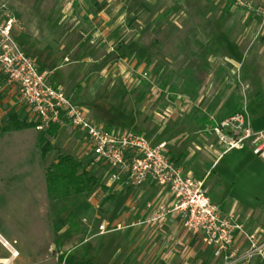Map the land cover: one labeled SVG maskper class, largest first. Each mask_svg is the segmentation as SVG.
<instances>
[{
  "label": "rangeland",
  "instance_id": "1",
  "mask_svg": "<svg viewBox=\"0 0 264 264\" xmlns=\"http://www.w3.org/2000/svg\"><path fill=\"white\" fill-rule=\"evenodd\" d=\"M258 1L263 0H242L241 3L234 0H117L123 3L120 13H124L127 48L133 51L121 61L126 72L116 77L73 76L67 90L73 101L89 109L92 118L99 122L108 119L107 128L120 132L137 133L141 123L146 122L151 136L150 119L157 113L163 118L161 127H165L160 137L169 140L166 143L175 139L172 141L174 147L191 156L188 168L197 165L194 177L202 178L207 173V195L220 208L221 214L227 217L228 209L234 208L242 219L264 207V161L254 155L248 144L243 149L225 152L226 144L203 131L213 126V119L220 121L244 109L249 113L252 130L264 131V108L251 110L254 94L264 91V62L251 70L250 57L237 46L247 26V21L242 22L245 16L249 15L261 32L264 31V6L258 10ZM1 4L14 11L23 29L26 24L49 26L56 41L70 47H75L80 31L85 30L80 29L88 24V15L94 10L92 1L86 2L75 5L74 12L65 17L58 0H0ZM113 20L117 22L118 15ZM58 25L60 30L55 29L56 26L59 29ZM150 32L155 33L158 43V47L152 49L153 57L149 54ZM86 36L87 33L84 45L88 43ZM45 46L52 50L55 42L47 41ZM57 62L43 68L50 73L52 81L63 83L73 66L64 63L59 68ZM145 73L148 76L139 80ZM80 81L86 82L87 87L78 93L76 85ZM11 91V86L1 79L0 205L16 220L11 224L12 232L31 251L44 247L48 239L50 225L40 214L44 205L46 171L60 155L74 153L73 148L82 146L84 140L81 133L65 125L56 139L49 138L53 150L43 156L39 139L45 131L28 129L5 133L3 129L14 114L22 121L31 122L22 104L14 106L11 103ZM173 105L177 117L174 126L164 121L168 114L166 108ZM199 119H206V123L198 124ZM184 134L189 136L181 144L179 136ZM78 160L83 167H105L92 165L91 159L87 164L85 157ZM94 171L103 182L102 172ZM90 198L91 195L86 197ZM81 199L83 197L75 196L58 201L60 211L65 212L61 225L66 224L75 207L80 205L79 210L82 209ZM109 221L111 224L113 219ZM98 224L100 222L96 221V226ZM86 236L82 235L80 242ZM117 237L116 233L97 238L89 247L99 241L112 244ZM66 250H56L41 255L40 261L35 258L33 261L35 264H61L59 257L66 254ZM96 257H93L95 264H102ZM25 258L23 255L14 264H20Z\"/></svg>",
  "mask_w": 264,
  "mask_h": 264
},
{
  "label": "crops",
  "instance_id": "2",
  "mask_svg": "<svg viewBox=\"0 0 264 264\" xmlns=\"http://www.w3.org/2000/svg\"><path fill=\"white\" fill-rule=\"evenodd\" d=\"M91 1L94 10L88 15V24L80 29L85 30L80 31V36H78L79 39L75 47L65 46L62 42L56 41L55 34L49 26L45 27L41 25L35 27L33 24H26L23 29L20 23L13 33L20 48L27 55L37 60L38 67L41 71L48 73L49 82L56 86H62L66 93L69 89L68 81L73 76L78 78L81 76L82 78H95L98 75L116 77V74L120 75L125 73V67L121 64V61H125L126 57L133 52L132 50L129 51L125 41L126 28L123 25L124 13H120L121 9H123L122 2L119 4L117 0H79L72 6L63 3L61 0H58V3L61 13L64 14L65 17H68L74 12L75 5H84L86 2L91 3ZM257 3V9H263L264 0L262 2L258 1ZM117 15L118 21L114 22L113 18ZM245 21H247V26H245L244 31L238 38L237 46L247 52L251 60V70H254V68H257L264 62V31L262 30L261 32L256 21L250 20L249 15L245 16L242 22ZM55 29L60 30V28L57 29V26ZM85 33H87V45H84ZM149 37L151 40V50L149 54L153 57L155 55L152 53V49L157 48L158 43L155 33L150 32ZM47 41H50L51 44L55 42L54 49L49 50L46 48L45 43H47ZM55 61L59 62V66H57L59 68L64 63L73 66L63 83L52 81L50 73L46 68H43ZM84 63H88V65L85 66L83 65ZM225 63L230 64L228 61ZM76 86L78 88V93L82 90V92H84L87 87L86 82L82 83L81 81ZM11 90V103L17 106V104H20L17 88L11 86ZM252 103L253 107L251 110L255 108L263 109L264 91L258 90L252 97ZM174 107L175 105L165 110L168 114L166 115L167 119L164 121H166L167 124L170 123L169 125L173 124L172 126H174L173 122L177 118L175 117ZM87 111L90 120L96 124L107 127V117L103 118L107 119L105 122H99L92 118L89 109H87ZM162 120L163 118L161 119L157 113L153 114V117L150 119L152 129L150 130L151 136L147 132L146 122H142L143 120L138 130L152 138L154 143L167 142L169 140H164L160 137L165 129L164 126L161 127L160 125ZM197 123L204 125L206 119H199ZM65 125L61 126V128ZM78 132L81 133L80 131ZM203 132L204 134L207 133L206 129H204ZM81 135L83 137L82 133ZM184 135L179 136L181 144L185 142L189 136ZM172 141L167 143L168 153L171 158L177 165L184 169L185 173L192 176L195 175L196 173H194L193 170H197V165L193 168H188L191 162V156H189L188 153L178 151V149L174 147ZM73 149L75 151L71 156L78 162H80L78 158H88L87 164H89L91 152L88 150L85 140L82 146L78 145ZM216 154L218 155V153ZM220 157L221 155L218 156L217 160ZM200 162L201 164L204 163L203 161ZM84 170H86L90 176H94L98 180V185L93 192L76 196L83 197V199H81L82 209L79 210L80 205H78L70 214L76 216V222L80 226V231L78 233H73L69 238L64 237V234L69 229L67 219L66 224H60L61 218L65 215V212L60 211L59 200H52L49 198L46 184L44 192L45 197L43 199L44 205L40 210V214L46 222L49 223L50 227L48 230V239L45 243L46 245L41 249H32L30 251L25 248L19 237L12 232L14 228L11 224L16 220L11 216L9 211H5L0 205V235L9 241H17V247L21 245L20 248H17L20 252V256L17 260L23 255L26 258L25 261H22L20 264H35L33 261L34 258L40 261L42 258L41 255L53 253L56 250H60L61 252L66 249L68 250H66L67 252L64 255L70 254L76 258L89 259L92 260L94 264L96 260L93 257L96 255V259L99 257L102 264H221V261L215 257L212 248L204 246L199 238H191L189 234L184 231L180 219L176 215H169L167 218L153 221L155 215L158 213L159 206L164 205L168 207L172 202L170 195L156 184L148 181L142 187L131 188L112 182L107 167L82 166L81 171ZM94 170L102 172L103 182H100ZM206 176L207 173L202 178L193 177L202 180L206 179ZM90 195L92 198L87 200L86 197ZM227 213L228 215H233L238 223L243 224L248 232L256 234L257 244L261 250L264 251V207L247 216L245 219L239 217L235 213L234 208H229ZM109 218L113 219L111 224ZM96 221L100 222L98 226H96ZM103 224L109 225V227L121 225L122 229L101 234L99 228ZM116 233L118 237L112 240L113 242L110 240L112 244L99 241L95 243V245L89 247V244L95 239ZM85 234H87L86 238L80 242L79 238ZM235 238L237 244L240 246V253L244 256L249 250L250 244L243 239L239 232L235 233ZM62 256L63 255L59 257V262ZM8 257L9 253L0 244V260L7 259ZM247 264H264L263 257L258 253H254Z\"/></svg>",
  "mask_w": 264,
  "mask_h": 264
},
{
  "label": "built area",
  "instance_id": "3",
  "mask_svg": "<svg viewBox=\"0 0 264 264\" xmlns=\"http://www.w3.org/2000/svg\"><path fill=\"white\" fill-rule=\"evenodd\" d=\"M74 5L79 0H61ZM241 3L242 0H234ZM20 20L7 5H0V81L4 79L16 87L19 103L22 104L37 131H46L52 125L69 124L80 131L91 152L92 165H104L109 170L110 180L120 185L139 188L148 181L156 184L172 198L168 207L159 206L153 221L176 215L187 234H193L201 243L214 250L221 264H247L254 253L263 257L264 251L257 244L255 233L248 232L236 222L233 215L223 216L220 208L207 195L205 179H195L185 173L168 153L166 142L154 143L146 134L133 131L120 132L94 123L86 108L76 104L62 86L49 82L48 73L41 71L37 60L27 55L17 44L14 30ZM148 75L140 76L143 80ZM207 133L227 145V151L243 149L250 145L254 155L264 161V131L254 132L249 113L244 109L217 121ZM122 229L121 225H101L100 233ZM239 232L250 244L243 255L236 242ZM0 244L9 257L0 264H14L19 258L17 241H9L0 235Z\"/></svg>",
  "mask_w": 264,
  "mask_h": 264
},
{
  "label": "trees",
  "instance_id": "4",
  "mask_svg": "<svg viewBox=\"0 0 264 264\" xmlns=\"http://www.w3.org/2000/svg\"><path fill=\"white\" fill-rule=\"evenodd\" d=\"M35 128V123L22 121L18 115L14 114L9 118L3 131L6 133ZM108 128L112 129L110 127ZM60 129L61 126L58 124L52 125L45 131V135L40 136L39 141L43 156H46L49 151L53 150L49 138L55 139ZM137 133L143 134L140 131ZM81 168V163L73 156L60 155L46 171L45 177L49 198L52 200H60L93 192L98 185V180L94 176H90L86 170L81 171ZM67 225L69 229L64 234L65 238H69L73 233H78L80 231V226L76 222V216L74 214H70L67 218ZM60 262L63 264H94L92 260H78L75 256L70 254L63 255L60 258Z\"/></svg>",
  "mask_w": 264,
  "mask_h": 264
}]
</instances>
